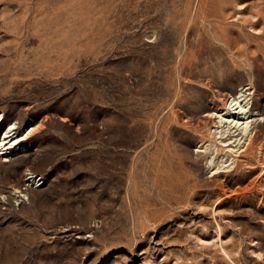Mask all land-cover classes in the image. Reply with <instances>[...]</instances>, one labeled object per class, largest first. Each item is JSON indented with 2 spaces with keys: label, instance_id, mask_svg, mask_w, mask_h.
Here are the masks:
<instances>
[{
  "label": "rangeland",
  "instance_id": "374dc122",
  "mask_svg": "<svg viewBox=\"0 0 264 264\" xmlns=\"http://www.w3.org/2000/svg\"><path fill=\"white\" fill-rule=\"evenodd\" d=\"M12 124L0 264H264V0H0Z\"/></svg>",
  "mask_w": 264,
  "mask_h": 264
},
{
  "label": "bare ground",
  "instance_id": "6f19581e",
  "mask_svg": "<svg viewBox=\"0 0 264 264\" xmlns=\"http://www.w3.org/2000/svg\"><path fill=\"white\" fill-rule=\"evenodd\" d=\"M248 94H250V91H248V86H241L238 92L235 94H229L226 99L224 109L214 112L215 117L218 119L217 122L222 123L223 121H229L234 127L233 133L234 135H237L235 140L240 145L238 148L240 151L244 149V147L253 137V131L249 129L253 119L250 118L251 114H249L250 102L248 101ZM14 128L15 124H12L4 131L0 142V149L2 152L8 151L21 140L27 138L33 130V127L26 129L23 135L19 137L13 131ZM29 174L28 180H32V182L37 183V175L35 176L33 173Z\"/></svg>",
  "mask_w": 264,
  "mask_h": 264
}]
</instances>
